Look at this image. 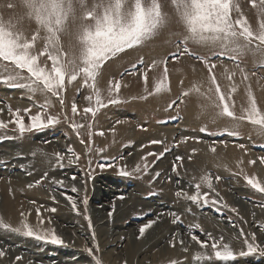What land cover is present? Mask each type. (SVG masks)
Segmentation results:
<instances>
[{"label":"rangeland","instance_id":"rangeland-1","mask_svg":"<svg viewBox=\"0 0 264 264\" xmlns=\"http://www.w3.org/2000/svg\"><path fill=\"white\" fill-rule=\"evenodd\" d=\"M161 2L163 4V10L172 17L171 22L160 29L152 39L143 45L126 50L118 58L106 62V66L102 70V75L98 78V86L104 90L105 97L107 96L108 81L110 79L121 80L123 86L121 87L119 95L124 102L109 105L101 109L94 120L91 114H88L87 119H84L82 115H77L75 117L76 122L85 125V127L80 130V137L76 135L70 126V122L65 120L63 116V113L66 111L69 118L72 117L71 102L73 98H75L78 110L81 114L83 108L88 106V102L84 97L89 94L90 90L84 88L77 93L76 89L79 87V82H74L72 85L67 86L64 109L60 108L56 98H52L53 106L49 109V114H59L60 123L39 131L25 133L23 137L19 136L14 130V124H9L7 129H0V171H4V169L8 168L12 173H17L19 171L24 172L27 178L38 176L36 175L37 170L34 169V164L29 163V168L19 166L20 164L17 160L21 158L23 160L29 159L27 154L22 153L15 155L14 158L5 153V150L23 148L28 141H33L36 145H39V147L43 148L42 150H44V152L51 153H49L50 157L52 156L51 158L54 161L55 167H58L57 169L62 173L63 177L54 176L50 178V173L45 172L46 170L43 169L41 177H44V174L47 173L46 178L41 180V177H39L32 183L27 184V186L29 184L34 185L30 188L32 190L36 188L41 189V197L35 196L38 194L29 197L21 194L20 197L24 202L20 203L18 206H20L22 209L21 212H23L26 217L30 218L33 216L36 218L35 222L37 224L36 209L39 207L41 216L45 218L43 227L55 228L56 233L65 241L63 245H56L50 242L37 240L34 237L18 235L0 228L2 235L0 247L6 249V255L0 257V264H44L41 260L36 261L28 259L27 254H30V247L27 244L36 245L41 251L50 253V257L48 258L53 260H50L47 264H65L61 263L59 257H71L68 255H70V250L72 248L79 253L80 256L83 255L84 258H86L84 260L87 264H96L97 259H99L102 264H125V262L126 264H169L171 260L178 261V264H264V255H261L259 252L244 256L237 255L234 260L228 262L218 261L215 258L210 261H196L193 259L194 253L201 250L199 245L191 240L189 226L193 224H199L201 229H203V231L198 229L195 230L201 240L208 239L207 233H211L212 236L216 238L220 235H224L225 241L231 243L237 253L239 251H247L246 245L241 243V241L243 242V238H237L241 228L244 229L246 235L255 233L257 237L256 242L264 246V228L260 227V225L264 224V194L258 193L248 186L242 175H235V173L239 172L240 167H243L247 174H254L258 179L264 181L259 171L261 168L264 169V165L260 164L258 159L264 156V136L258 135L255 128L247 122L241 125L240 136L238 137H231L227 134L220 133L218 129L223 128L231 122L226 119H217L216 122L213 123L214 110L202 109L201 105L205 104L206 101L195 93L184 97L183 103L179 102L178 97H180L183 89L191 87L193 82H202L204 88L207 87L208 71L204 64L196 60L193 56L184 55L178 60H173L171 58L169 54L176 51V44L179 42V36L176 34L182 33L184 29L175 18L174 9L171 6L170 0H161ZM8 3L15 4L16 7L8 8L6 7ZM238 3L241 11L249 19L252 27L254 29L257 28L259 17L257 15V10L251 6L250 0H238ZM24 13L25 9L21 7L20 0H0V16L5 20L24 17ZM20 27L26 34L31 35L36 25L25 17L20 21ZM70 42L72 44L75 43L72 36H62V43L65 51H70ZM41 46L42 44H38V47ZM189 47L199 55L211 56V52L213 51V49L201 47L191 42L189 43ZM166 57L168 58L167 67L169 69L170 91L154 94L147 96L145 99H141L140 97L145 96L146 93L144 92L145 84L139 69H147L153 61L159 62ZM251 57L254 58L252 52H248L239 57V67L245 68L249 74V80L244 82L241 81L239 67H237L234 61L227 57H213L211 60V63L216 64L214 70L215 74L225 90L229 84L224 77L225 67L236 73L235 82L238 85V91L234 94L233 98L235 100L237 113L240 112L242 105L246 106L247 104L245 89L249 84L257 97L258 105L261 109H264V67L257 66L261 60L259 53L258 57L255 59L257 63L253 62ZM141 59L143 60V64L139 65L138 61ZM249 63L253 66H248ZM132 64H138L137 73H125V70ZM252 67H254V70L249 69ZM162 70L163 65L158 63L157 67L148 72L147 87L149 91L153 88L154 79L161 75ZM121 73L125 74L121 76ZM253 73H255V75H252ZM181 81H183V86L180 83ZM13 99L15 101H13ZM173 100H176L179 105L178 112L176 106H173L171 109L167 107ZM15 102L19 105L16 106L14 104ZM23 103L25 105L21 107L20 104ZM39 103H43V100L36 96L32 97L26 89L12 87L10 83L0 82V108L4 109L3 112H0V119L5 122L11 119L8 112L9 105H11L13 109L30 107L31 114H35L37 111H40V109L36 107ZM133 104L156 107L154 113H146L145 117L143 116L144 121H141V125H138V113L136 115L135 110L132 115H127V117L132 120V122H129V120L128 122L134 128V131H137V134L139 133L140 135L142 132L149 130L148 126L150 124L155 125L156 123L159 129L161 128L160 126L165 128H161L162 130L164 129V132H159L157 137L150 140H139V137L142 136L137 137L136 140L133 138H125L128 136L120 133L119 131H122V129L119 127H124V123L127 122L126 118L117 120H114V118L126 117L123 116V114L128 108L131 110L132 106L130 107V105ZM108 117H112L109 119L111 121H108ZM171 117L178 118L171 119ZM25 120L27 122V116ZM89 121L93 122L94 133L91 144L93 151L90 154L86 151V144L88 143L87 123ZM118 121L119 123H117ZM205 125H207L208 131L201 132L200 128ZM175 128L176 130H174ZM113 129L115 131H113ZM101 130L104 132L103 136L95 134ZM162 132L165 133L163 134L164 136L161 135ZM183 137H188L189 139L186 142L179 143L178 147L174 146L177 142L181 141ZM81 138L85 141L84 144L80 142ZM152 140H160L162 143L150 144L149 142ZM221 141H224L227 146L225 147L224 144H221ZM205 143L207 144L206 149L209 151L210 145L216 146V152L226 153L230 150L235 151V153L231 155L230 161L235 165L238 160L243 159V165L228 167L226 164L221 165L219 163H213L211 160L204 159L203 156L205 152L203 151L202 145ZM245 143H247V145ZM240 144H243L247 151L239 148L238 145ZM250 144L251 146L253 145V148L250 147ZM2 145L3 147L1 148ZM68 147L73 148L75 152L79 154V161L71 164L68 162V157L70 155L67 152ZM36 148H38V146H36ZM98 148L105 149V151L102 153L97 152L96 149ZM165 148H169L170 150L159 160H156L155 156L147 157V162L149 164L147 173L133 172V175L130 177L121 176L119 174L118 165H126L127 169L131 172L137 164L143 167L144 161L141 158L145 157L147 153L153 152L158 154L164 151ZM193 149L196 151L193 152ZM42 150L40 152H42ZM35 151L37 150H32L29 156L35 158L36 155L33 156V152ZM56 152H60L65 156L62 167L57 164L56 158L53 155ZM210 152L213 153L212 151ZM177 156L183 157V160L177 162L175 160ZM113 157L116 158V163L112 167H106L103 170L96 167V161L104 158L111 159ZM120 157H123V159L121 160ZM189 157H191V159H189ZM89 159L93 161L91 179L86 175ZM249 160H256L257 162L255 164H249ZM153 161H155V163H153ZM174 162L177 164L176 172L172 170ZM225 165L227 167H225ZM29 169L31 170L27 171ZM157 171H159L161 175L153 180V176ZM206 172L213 175V177L217 175L221 177L219 181H215V179L213 181L215 188L214 192L204 186L201 188L202 192H209L210 197L218 201L217 204H193L191 201L175 196V192L178 190L177 180H179V187L191 194L195 191L194 185L198 182L199 177ZM73 176H75V180L72 179ZM169 177H171V180L168 179ZM2 179H4V176L0 177V181ZM7 180H10V178H7ZM37 180H41L39 185L35 184ZM53 180H62L63 188L53 184ZM7 183L9 184L8 181ZM73 186L79 190L78 193H73L71 191ZM99 186L101 189L100 191H102L103 187L104 189L108 188L107 190H112L113 196H109V198L107 197V199L103 201L95 199L98 195L96 190H98L97 187L99 188ZM61 192H66V195H71L78 201L79 211L72 209L70 202L66 199L65 195H61ZM85 194L88 196L87 213H85L84 205L81 202ZM53 196H55V200L52 199ZM4 197L5 189L2 184H0V211L4 208ZM121 197H123V199H121ZM238 198L246 204L245 207L237 202V200H239ZM127 201L128 203L130 201V204L127 205ZM123 203L126 206L125 208H121L123 207L121 206ZM154 203L156 205H154ZM157 205H159V208L156 207ZM225 205H227V207H225ZM23 207H25L27 211H24ZM60 207L62 209H60ZM52 208H55L56 211L51 212L50 209ZM188 208H191V212L187 211ZM217 208L220 210L217 211ZM232 208L237 209V211L233 212L231 210ZM61 210H66V214L62 215ZM119 210L121 211L119 212ZM196 211L217 217L221 223L226 225V228L222 226L218 227L213 224L206 225L205 222L204 224L202 223L203 221L201 218H192ZM170 212H176L180 215V221L174 223L173 217L168 214ZM109 213H111V215H109ZM86 215L91 219V228H89L88 219L85 218ZM158 215L160 218L157 220ZM186 217L188 218L186 219ZM49 219L51 220L50 224L48 223ZM149 219L157 220V222L149 229H146L144 235L141 236L139 233L140 225L147 223ZM5 221L14 227L17 226V223L13 221ZM18 223H20V221ZM162 223L167 224L171 229L177 232L172 233V235L170 234L168 238L163 236V241L157 245L156 241L158 242L160 238L154 240V236L156 232L161 234L162 230L159 225ZM157 228L159 229L157 230ZM114 229L118 230L120 234L114 235V233H112ZM130 229H132L133 232H130ZM93 231L95 232V243L92 240ZM174 234H179V236L183 238L185 242L184 246H187L189 249L188 252L182 251V246L177 245L179 244L178 242L175 247L169 244ZM133 241L142 246L135 256L128 254V247L132 245ZM96 244L99 245L98 250L96 249ZM86 245L87 247L93 248L92 253L86 251ZM177 246H179V251H177ZM19 250L20 254H18ZM135 250H138V248ZM208 251L211 253L210 248ZM52 252L55 253L53 254ZM174 252H183V256H176L177 253L173 254ZM16 256H22V259L16 261Z\"/></svg>","mask_w":264,"mask_h":264},{"label":"snow or ice","instance_id":"snow-or-ice-1","mask_svg":"<svg viewBox=\"0 0 264 264\" xmlns=\"http://www.w3.org/2000/svg\"><path fill=\"white\" fill-rule=\"evenodd\" d=\"M20 3L25 9L24 17L5 20L0 16V82L10 83L12 87L26 89L32 97H35L38 93L44 96L43 103L36 105L40 111L35 114H31L30 107L13 109L9 105L8 112L11 119L7 122L0 119V129H7L9 124H14V130L21 137L25 133L39 131L60 123L59 114H49V109L53 106L52 98H56L60 108L64 109L67 86L72 85L74 82H79V87L76 89L77 93L84 88L90 90L89 94L84 97L88 102V106L83 108L82 114L78 110L75 98L71 102L72 117L69 118L66 111L63 113L64 119L70 122L72 130L80 137V130L85 125L76 122L75 117L77 115H82L84 119H87L88 114H91L94 120L101 109L124 102L119 95L123 86L121 80L110 79L108 81L106 97L104 90L98 86V78L102 75L106 62L118 58L126 50L143 45L152 39L160 29L167 26L172 19L169 13L163 10L161 0H20ZM170 3L174 9L175 18L184 31L176 34L179 36V42L176 44V51L169 55L173 60H178L184 55L193 56L196 60L201 61L208 71L207 87L204 88L202 82H193L191 87L183 89L180 97H178L179 102L183 103L184 97L195 93L206 101L205 104L201 105L202 109L214 110L213 123L217 119H226L231 122L218 129L220 133L238 137L240 136L241 125L247 122L255 128L258 135L264 136V109H261L258 105L257 97L253 93L251 85H247L245 89L247 104L246 106L242 105L240 112L237 113L233 98L238 91V85L235 82L236 73L225 67L224 77L229 82L225 90L215 74L216 64L211 63L213 57H227L239 67V57L252 52L253 54H260L261 60L257 66L264 67V0H250L251 6L257 10L259 17L258 27L255 29L241 11L238 0H170ZM6 7L15 8L16 5L8 3ZM25 17L36 25L31 35L26 34L20 27V21ZM63 35H70L75 40L74 44L70 42V51L64 49ZM190 42L213 49L211 56L197 54L189 47ZM38 44H42V46L38 47ZM167 62L168 58L166 57L159 62L153 61L147 69H139L145 84L144 92L146 93L145 96L140 97L141 99L170 91ZM158 63L163 65V70L161 75L154 79L153 88L149 91L147 87L148 72L157 67ZM138 64L142 65L143 60L138 61ZM138 64H132L125 70V73L136 74ZM239 71L241 81H248L249 74L246 69L239 67ZM125 73H121V76ZM252 75H255V73ZM180 83L183 86V81ZM173 106L177 107L178 112L179 105L176 100L169 103L167 107L171 109ZM3 111L4 109L0 108V112ZM26 116L27 122L25 120ZM177 118L171 117V119ZM87 128L88 143L86 144V151L90 154L93 151L91 144L94 135L92 121L87 123ZM113 131L115 130L113 129ZM200 131H208L207 125L201 127ZM95 134L103 136L104 132L101 130ZM188 139V137H183L174 146L178 147L179 143L186 142ZM80 142L85 143L82 138ZM149 143L160 144L162 141L152 140ZM220 143L224 144L225 147L227 146L224 141ZM238 147L247 151L243 144L238 145ZM169 150V148H165L164 151L158 154L147 153L145 157L141 158L144 161L143 167L137 164L131 172L126 165H118L119 174L130 177L133 172L147 173L149 170L147 157L155 156L156 160H159ZM96 151L102 153L105 149L98 148ZM195 151L193 149V152ZM210 151L215 153L216 146L210 145ZM67 152L70 154L68 157L70 164L79 161L80 156L73 148L68 147ZM35 155L36 153L33 152V156ZM44 155H47V153ZM53 155L57 164L62 167L65 156L60 152ZM120 159L122 160L123 157H120ZM258 159L259 163L264 165V156ZM175 160L180 162L183 157L177 156ZM256 162V160L248 161L249 164H255ZM115 163V157L111 159L104 158L96 161V167L103 170L106 167H112ZM92 165L93 161L89 159L86 173L89 179L92 177ZM237 165H243V159L238 160ZM225 167L227 166L225 165ZM172 170L173 172L177 171L175 162ZM160 175L161 173L157 171L153 176V180ZM235 175H242L248 186L256 192L264 194V181L258 179L256 175L247 174L243 167H240L239 172ZM46 177L47 173L44 174V177H41V180ZM72 179L75 180V176ZM168 179L171 180V177ZM214 179L219 181L221 177L218 175L213 177L210 173H204L195 183V191L191 194L180 188L179 180H177L178 190L175 192V196L191 201L193 204L202 203L207 205L212 203L215 205L218 201L211 198L209 192L201 191L202 186H204L214 192ZM41 180H37L35 184L39 185ZM52 183L63 188L62 180H53ZM33 186V184H29L27 187L32 188ZM71 191L73 193L79 192L74 186ZM61 195L66 196L73 210L79 211L78 201L73 196L66 195V192H61ZM52 199L55 200V196ZM81 202L84 205L85 213H87L88 196L86 194ZM219 210L217 208V211ZM231 210L233 212L237 211L235 208ZM50 211L55 212L56 209L52 208ZM187 211L191 212V208H188ZM168 214L173 217L174 223L179 222L181 219L176 212ZM20 215L22 219L15 227L6 222L3 217H0V228L56 245L65 243L64 239L56 233L55 228L39 227L44 223L39 207L36 209L37 227H34L28 221L23 212ZM85 218L88 219L89 228H91L90 217L86 215ZM159 218L158 215L157 220ZM157 220L149 219L147 223L140 225V235L143 236L145 230L154 225ZM48 223H51L50 219ZM260 227L264 228V224ZM189 228L191 240L199 245L201 249L193 255V259L196 261H210L215 258L218 261L228 262L234 260L237 255L244 256L256 252L264 255V246L256 242V234L246 235L243 228L239 230L237 238H243V244L246 245L247 251H239L238 253L230 243L225 241L224 235L216 238L211 233H207L208 239L201 240L195 231L197 229L203 231L201 226L193 224ZM92 240L95 243L94 231L92 232ZM177 242L182 246V251L188 252L189 249L184 246L183 238L179 234H174L169 244L175 247ZM98 247L99 245L96 244L97 250ZM209 248L211 253L208 251ZM86 251L92 253L93 248L86 245ZM5 255L6 249L0 247V257ZM21 259L22 256L15 257L16 261ZM96 264H102V262L97 259ZM169 264H178V261L171 260Z\"/></svg>","mask_w":264,"mask_h":264},{"label":"bare ground","instance_id":"bare-ground-1","mask_svg":"<svg viewBox=\"0 0 264 264\" xmlns=\"http://www.w3.org/2000/svg\"><path fill=\"white\" fill-rule=\"evenodd\" d=\"M22 7V6H21ZM151 58V57H150ZM250 63H252L251 61H249ZM248 64V66H253L252 64ZM259 65V64H258ZM250 70H254V67H252V68H249ZM256 70H257V68H256ZM14 92V91H13ZM13 92H11V93H13ZM24 92V91H23ZM17 94V93H16ZM25 94V93H24ZM26 97V96H25ZM36 97H38L39 99H41V100H44V96L42 95V94H37L36 95ZM36 99V98H35ZM26 100V99H25ZM13 101H15L14 99H13ZM18 101V100H17ZM34 101H36V100H34ZM19 102V101H18ZM27 102V101H26ZM57 102V101H56ZM16 106L17 105H19L17 102H15L14 103ZM25 104L23 103V104H20V106L22 107V106H24ZM56 106V105H55ZM132 106V109L131 110H129V108H128V110L123 114V116H126V117H117V118H114V120H117V119H121V118H126V121L127 122H125L124 123V127H119V128H121L122 129V131H119L120 133H123L124 135H126V136H128V137H125V138H127V139H131V138H133L134 140H136V138L137 137H139V136H142V137H139V140H144V139H146V140H150V139H152V138H155V137H157V134L159 133V132H161V131H163L165 128L163 127V126H160L161 128H164L163 130L160 128L159 129V127L155 124H150L148 127V129L149 130H147V131H145V132H142L140 135H139V133L137 134L136 132L137 131H134V128L131 126V124L129 123V122H132V120H130L128 117H127V115H132L133 114V112H134V110L136 111L135 112V114L137 115V113H138V119H139V123H138V125H141V121L143 122L144 121V118H143V116L145 117V114L146 113H154L155 112V110H156V107L155 106H149V105H136V104H133V105H130V107ZM135 108V109H134ZM115 115H119V114H115ZM119 116H121V115H119ZM151 116V115H150ZM110 118H112V117H108V121H111V120H109ZM133 119V118H132ZM145 119H147V118H145ZM150 119V118H149ZM128 120H129V122H128ZM137 125V126H138ZM143 126V125H142ZM136 128V127H135ZM174 130H176V128L174 129ZM164 132V131H163ZM162 132V134L161 135H163V134H165V133H163ZM156 135V136H155ZM164 136V135H163ZM253 138H256V137H253ZM158 139H161V138H158ZM162 139H163V137H162ZM138 140V139H137ZM62 141H63V139H62ZM61 141V142H62ZM66 142V141H65ZM65 144V143H64ZM246 145H247V143H245ZM15 145V144H14ZM210 145V144H209ZM5 146V145H4ZM8 146V145H7ZM12 146V145H11ZM20 146H22V145H20ZM36 146H38V148H36ZM55 146V145H54ZM53 146V147H54ZM207 144L205 143V144H203L202 145V148H203V151L205 152L204 153V159H206V160H211V162H213V163H219V164H226L228 167L229 166H231V167H234V166H236L237 164H235V165H233V163L230 161L231 160V155L232 154H234L235 153V151H232V150H230V151H228V152H226V153H224V152H216V153H211L208 149H206L207 147ZM253 146V145H252ZM251 146V144H250V147L251 148H253ZM3 147V145L1 146V148ZM15 147H17V146H15ZM52 147V146H51ZM46 148V147H45ZM55 148V147H54ZM43 148H41V147H39V145H36L33 141H28L27 142V144H25V146L23 147V148H19V149H17V148H15V149H11V150H5L6 152L5 153H7L8 155H10V156H12V157H14L15 155H19V154H22V153H25V154H27V156H28V158L29 159H26V160H23L22 158L21 159H19V160H17L18 162H19V166L20 167H28L29 168V163H31V164H34L33 166H34V169L35 170H37V174L36 175H38V176H33V178H27V177H25V173L24 172H17V173H12V171L10 170V169H8V168H6V169H4V171H0V177L1 176H4V179H2L1 181H0V184H2V186H3V188L5 189V202L3 203V205H4V208L0 211V217H3V219L4 220H10V221H13V222H15V223H17V225L19 224L18 222L19 221H21V215H20V213H21V208H20V206H18L20 203H22V202H24V201H22V199H21V194H24V196H26V197H29V196H31V195H35V194H38V195H35L36 197H41V194H42V192H41V189H39V188H36L35 190H32V189H30V188H28L27 187V184L28 183H32L36 178H39V177H41L42 176V170L43 169H45L46 171L45 172H49L50 173V178H52V177H54V176H58V177H63L62 176V173L55 167V165H54V161H53V159L50 157V152H48L47 153V155H44L46 152H44V150H42ZM32 150H37V151H35V152H37L36 153V156H35V158H33V157H31V156H29L31 153V151ZM42 150V152H40ZM54 150V149H53ZM46 151H48V150H46ZM50 151V150H49ZM50 153V154H49ZM15 158V157H14ZM53 158H54V156H53ZM208 161V162H209ZM212 163V164H213ZM31 164H30V166H31ZM32 166V167H33ZM257 166H259V165H257ZM257 168V167H256ZM21 169V168H20ZM33 169V168H32ZM257 169H259V168H257ZM31 169H29V170H27V171H30ZM259 171L261 172V175H262V179H264V169L263 168H261V170L259 169ZM7 178H10V180H7ZM9 182V184L7 183V181ZM63 180V179H62ZM107 181H109V180H107ZM104 185V184H103ZM106 185V184H105ZM107 186H109V185H107ZM82 188V187H81ZM106 188V187H105ZM97 189L98 190H96V192H97V196L95 197V199H99V200H101V201H103V200H105V199H107V197L109 198V196H113V191L112 190H107V189H104V187H103V189H102V191H100L101 189H100V186H99V188L97 187ZM134 193V192H133ZM130 195V194H129ZM43 196V195H42ZM132 196V195H131ZM133 199H134V197H133ZM239 199V198H238ZM125 202V201H124ZM133 202V201H132ZM237 202L239 203V204H241L243 207H245V203L244 202H242V200H237ZM148 203V202H147ZM152 203V202H151ZM128 204H130V201H129V203H128V201H127V205ZM149 204V203H148ZM65 205H66V203H65ZM135 205V204H134ZM139 205V204H138ZM146 205V204H145ZM150 205V204H149ZM153 205V204H152ZM154 205H156L155 203H154ZM160 205V204H159ZM159 205H157L156 207H158ZM121 206H123V207H121V208H125L126 206L124 205V203H123V205H121ZM140 206V205H139ZM119 207H120V205H119ZM135 207V206H134ZM144 207V206H143ZM147 207V206H146ZM151 207V206H150ZM153 207V206H152ZM155 207V206H154ZM66 208V207H65ZM145 208V207H144ZM159 208V207H158ZM194 208V207H193ZM60 209H62L61 207H60ZM97 209V208H96ZM104 209V208H103ZM157 209V208H156ZM23 210L24 211H27V209L25 208V207H23ZM121 210H123V209H121ZM121 210H119V212L121 211ZM160 210V209H159ZM258 210V209H257ZM62 211V215H65L66 214V210L64 211V210H61ZM101 211H103V210H101ZM100 211V212H101ZM127 212H129V211H127ZM131 212V211H130ZM245 212V211H244ZM132 213V212H131ZM248 213V212H247ZM105 214V213H104ZM121 214V213H120ZM129 214V213H128ZM129 216V215H128ZM105 218V217H104ZM103 218V219H104ZM188 217H186V219H187ZM192 218H201L202 219V223L204 224V222H205V224L206 225H217L218 227L219 226H222V227H224V228H226V225L225 224H223V223H221L218 219H217V217H213V216H211V215H208V214H206V213H200L199 211H196V213L192 216ZM27 219H28V221L34 226V227H37L38 226V224L35 222L36 221V218H34L33 216L32 217H30V218H28L27 217ZM43 220H45V218H43ZM63 220V219H62ZM200 220V219H199ZM201 221V220H200ZM160 227H161V234H159L158 232H156V234H155V236H154V240H157V239H159V241L157 242L156 241V244L158 245V244H160L162 241H163V236H165V238H168L169 236H170V234L172 235V233H176L177 231H175L174 229H171V227H169L167 224H160L159 225ZM39 227H42V228H44L43 227V225H39ZM211 227V226H210ZM210 227H208V228H210ZM213 227V226H212ZM57 228V227H56ZM178 228V227H177ZM215 228V227H214ZM159 228H157V230H158ZM176 230H179V229H176ZM130 232H133V230L132 229H130ZM234 232V231H233ZM112 233H114V235H118V234H120V232L118 231V230H116V229H114L113 230V232ZM0 239H2V235H1V232H0ZM230 239V238H229ZM229 242H231V241H229ZM235 242H237V241H235ZM239 242V241H238ZM136 242H134L133 241V243H132V245L130 246V247H128V254L129 255H132V256H135L137 253H138V251H140L139 249L140 248H142V246H140L139 245V243H136ZM233 243H234V241H233ZM241 243H243L242 241H241ZM231 244V243H230ZM29 247H30V250H29V253L30 254H27V257H28V259L30 260V259H32V260H36V261H38V260H41L44 264H47V262H49L50 260H53V259H50V258H48V257H50V253H46V252H43V251H41L40 249H38V246H36V245H32V244H27ZM177 245H180V244H177ZM241 245V244H240ZM181 246V245H180ZM232 246V245H231ZM233 247V246H232ZM131 248V249H130ZM136 248H138V250H135ZM177 248V251H179V246H177L176 247ZM26 249V248H25ZM73 249V248H72ZM70 250V255H68V256H71V257H59V260L61 261V263H65V264H87V262L84 260V259H86V258H84V256L83 255H79V253H77L74 249L73 250ZM233 249H234V247H233ZM26 251H27V249H26ZM53 254L55 253V252H52ZM60 253V252H59ZM175 253H177V255L176 256H183V252H174L173 254H175ZM18 254H20V250L18 251ZM63 255V254H62ZM52 258V257H51ZM75 259V260H74ZM90 262V261H89ZM94 264V263H93ZM227 264V263H226Z\"/></svg>","mask_w":264,"mask_h":264},{"label":"crops","instance_id":"crops-1","mask_svg":"<svg viewBox=\"0 0 264 264\" xmlns=\"http://www.w3.org/2000/svg\"><path fill=\"white\" fill-rule=\"evenodd\" d=\"M252 54H253V53H252ZM247 57H248V56H247ZM256 57H258V53L254 54V58L251 57V59H252L253 62H256V61H255ZM256 63H257V62H256ZM53 99H55V98H53ZM58 104H59V103H58Z\"/></svg>","mask_w":264,"mask_h":264}]
</instances>
